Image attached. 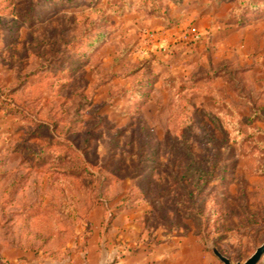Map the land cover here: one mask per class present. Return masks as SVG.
Masks as SVG:
<instances>
[{"label": "rangeland", "instance_id": "1", "mask_svg": "<svg viewBox=\"0 0 264 264\" xmlns=\"http://www.w3.org/2000/svg\"><path fill=\"white\" fill-rule=\"evenodd\" d=\"M177 1L0 0V264L264 244V0Z\"/></svg>", "mask_w": 264, "mask_h": 264}, {"label": "crops", "instance_id": "2", "mask_svg": "<svg viewBox=\"0 0 264 264\" xmlns=\"http://www.w3.org/2000/svg\"><path fill=\"white\" fill-rule=\"evenodd\" d=\"M199 6H202V12H208L210 7L209 1L205 2L204 0H183L181 5L173 4L170 5L171 9V19L172 20H185V18H190V11H196Z\"/></svg>", "mask_w": 264, "mask_h": 264}, {"label": "water", "instance_id": "3", "mask_svg": "<svg viewBox=\"0 0 264 264\" xmlns=\"http://www.w3.org/2000/svg\"><path fill=\"white\" fill-rule=\"evenodd\" d=\"M214 255L223 263V264H233L227 257L223 256L215 247H212ZM264 256V244L257 248L256 252L245 262L238 264H258Z\"/></svg>", "mask_w": 264, "mask_h": 264}, {"label": "trees", "instance_id": "4", "mask_svg": "<svg viewBox=\"0 0 264 264\" xmlns=\"http://www.w3.org/2000/svg\"><path fill=\"white\" fill-rule=\"evenodd\" d=\"M172 1V0H171ZM182 1L183 0H178L177 2H173L174 4H177V5H181L182 4ZM168 13H169V9H167ZM171 21H174V20H171ZM107 167H104L103 169L106 170L107 172H110V174H115L113 173L112 171H110L109 169H106ZM127 204L124 203V205H119L116 207L115 209V212L114 214H111L110 213V219H109V222L111 223V221L123 210V208H125Z\"/></svg>", "mask_w": 264, "mask_h": 264}]
</instances>
